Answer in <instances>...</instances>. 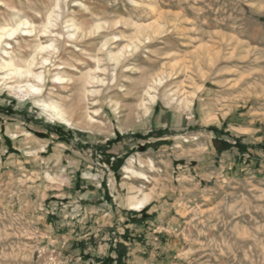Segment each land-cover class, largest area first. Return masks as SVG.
I'll return each instance as SVG.
<instances>
[{
  "label": "rangeland",
  "instance_id": "1",
  "mask_svg": "<svg viewBox=\"0 0 264 264\" xmlns=\"http://www.w3.org/2000/svg\"><path fill=\"white\" fill-rule=\"evenodd\" d=\"M17 19L35 33L50 23L52 34L18 33L3 48L20 59L38 42L57 51L42 54L45 66L36 59L45 81L28 84L40 94L0 86V144L23 128L20 152H7L29 159L0 167V264H264V0H0V27ZM87 75L97 79L85 84ZM34 101L57 103L86 129L49 120ZM51 134L68 164L28 154ZM79 152L105 172V198L69 186L62 165L84 169ZM142 195L146 208L131 211Z\"/></svg>",
  "mask_w": 264,
  "mask_h": 264
},
{
  "label": "bare ground",
  "instance_id": "2",
  "mask_svg": "<svg viewBox=\"0 0 264 264\" xmlns=\"http://www.w3.org/2000/svg\"><path fill=\"white\" fill-rule=\"evenodd\" d=\"M49 25H50V23H47L46 26L39 29V31L36 33L39 36L41 35L42 37H46L47 35H51L52 33L47 31V26H49ZM94 28L95 29L99 28V25H95ZM149 28L150 27H148V26H137L136 27L137 33H141L142 31L147 30ZM76 29L78 31L82 32L81 28H76ZM35 31H36V28L33 26L32 23L28 22L27 20H21V19H17V21L15 22V25H13V26L9 25V26H1L0 27V54L2 53V55L5 56V57H0V86L3 85L4 87H6L7 89H9L11 91H16L17 93L22 94L24 97L32 96L35 94L36 95L40 94V89L37 85L28 84L29 79H32V80L39 82L41 84L44 83V81H45V78L43 76V72L35 73L33 71V69L35 68L34 66H37V65H35V63L37 62L36 59L39 57L38 60H41V61H39V62H41L39 64L41 66H43V65L45 66L47 64V62L49 61V57H43L42 54L47 53L48 55H50V53H54L57 50L53 46V43L41 44L40 42H38L29 59H20V58L15 57L13 50H11V51L8 50V49H12V47H10V44L6 42V39H10V38L14 39L18 33H23L22 36L27 37L28 35L30 36L31 34H34ZM74 36H75V34H68V38H73ZM37 38H38V36H37ZM147 39H148V37H147ZM50 42H53V41L51 40ZM3 46L5 48L6 47H9V48L5 49V48H3ZM127 47L128 46H126L125 48H127ZM121 56H122V51H120V53H118V54H109L108 58H109V60H111L115 63H118ZM96 69L98 70L99 68L97 67ZM1 73H2V75H1ZM96 79H97L96 77H91L90 75H87L86 79H85V84H89L91 82L90 80L93 81ZM22 80L26 81L24 87L18 86L19 84L22 83ZM52 80L61 82V81H64V78L57 76V77H54ZM10 83L13 85H9ZM162 83H163L162 78L160 77V75H157V76L151 78L150 84L147 85V88L145 87L146 89L144 91V95L147 96L146 97L147 100L146 101L143 100L141 102L142 103L141 107L143 108V110L145 112H147L149 110L148 105L154 103L155 99H157L156 98L157 95L155 96V94H153V95L151 94L152 92L156 91L155 86L157 87V86L161 85ZM19 94L17 96H19ZM33 103L36 106L41 107L43 113L51 121H56L58 123L65 125L66 127H69V128H77L79 130H85L86 129V128H83L78 122H74L72 120L71 116H69L66 113V111L62 107H60L57 103H54V102L45 103L42 101L41 102L40 101H34ZM188 103H190V102H188ZM185 106H186V104H185ZM73 111H75V110H73ZM84 122L87 124H92L93 119L87 115ZM124 170L129 171L128 168H125ZM148 203H149V196L148 195H142V197L140 199H136L129 204L130 210L134 211V212L135 211L140 212L146 208Z\"/></svg>",
  "mask_w": 264,
  "mask_h": 264
},
{
  "label": "crops",
  "instance_id": "3",
  "mask_svg": "<svg viewBox=\"0 0 264 264\" xmlns=\"http://www.w3.org/2000/svg\"><path fill=\"white\" fill-rule=\"evenodd\" d=\"M161 115L162 114L159 115V119H160ZM21 129H23V128H19V130H17V131L12 130V133H10V135L12 137H10L9 134L4 133L5 137L10 140L9 144L14 146L13 149H16L15 146L19 143L15 139H16L17 134H21V132H20ZM238 129H240L242 131L245 130V128H242L240 126L238 127ZM55 132H58V131L56 130ZM58 134H60V133H58ZM62 135L63 134L61 133L60 136H62ZM49 136H50V138L46 139V140L33 139L31 142L33 144H32V146H30L28 154L30 153L31 155H35V157L39 158L40 154H42V153L47 154V152H48V156L47 155L42 156V159L44 161H46L44 163L50 164L52 161H54L57 158H60V159L63 158L65 163L68 164L69 160H71V158L70 157L65 158V156L62 157V155H63L62 151L63 150L61 148H64V145H62L60 142L55 143L54 141L50 140L53 138L52 137L53 134H51ZM0 138H2V141L5 142V139L3 136H0ZM11 138L14 140H12ZM57 138H58V136H56V139ZM9 144H6V143L0 144V167L9 168L11 166H14V167L18 168L19 163L29 162V159H27V156L23 155L22 157H25V159H23V161H19L17 159L20 157V155H17L16 153H13V152L12 153L7 152V148H8ZM16 150H18V149H16ZM18 151L20 152V150H18ZM3 156H4V158H2ZM78 156L80 157V152L78 153ZM80 159H83V157H80ZM83 161L86 163L85 166L83 164L84 169H80V168L74 169V168H70V165H67L66 167H64V165H62L63 166L61 169L62 172L63 171L65 172V174L67 176L66 178L71 182L69 186L73 187V188H77V187L84 188L85 189L84 194L86 195V199L87 198H90V199L93 198L95 200H98V199H101L100 196L105 198V193H106L105 190H102V189L100 190L101 183L105 181V179H104V175H106L105 172L103 170L97 168V167L93 168L91 166V164H93V161L91 159H89L88 156H86V158H84ZM57 163L58 162H55V164H57ZM235 166L236 165L234 163L230 164V169H235ZM76 170H79L78 177H77V174H75ZM240 170H242V169H240ZM93 171L94 172L96 171L97 173L95 174ZM76 177L78 178V180H75ZM106 180H107V182H109L110 185H112L113 179H111L110 174L107 175ZM72 181H75V182H72ZM111 191H112V188H110V192ZM110 192H109V194L112 195V193H110ZM102 205H104V204H102ZM86 213H88V212L86 211ZM117 213L120 216H127V213H123V212L119 213V211ZM99 216L101 218H99L100 220L98 219V221H102V226L105 225V227H108V226L113 225V220H112L113 211L111 210V207H109L107 209H105V208L101 209V214ZM104 249H107V248H104ZM107 252H106V254H107Z\"/></svg>",
  "mask_w": 264,
  "mask_h": 264
},
{
  "label": "trees",
  "instance_id": "4",
  "mask_svg": "<svg viewBox=\"0 0 264 264\" xmlns=\"http://www.w3.org/2000/svg\"><path fill=\"white\" fill-rule=\"evenodd\" d=\"M118 258H119V256H118ZM118 258H117V259H118ZM107 262H108V263L112 262V259H108ZM116 263H117V262H116Z\"/></svg>",
  "mask_w": 264,
  "mask_h": 264
}]
</instances>
